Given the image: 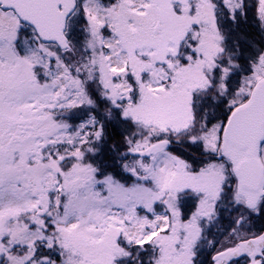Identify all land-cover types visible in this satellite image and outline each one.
<instances>
[{
	"label": "snow or ice",
	"instance_id": "6c2138e0",
	"mask_svg": "<svg viewBox=\"0 0 264 264\" xmlns=\"http://www.w3.org/2000/svg\"><path fill=\"white\" fill-rule=\"evenodd\" d=\"M0 264H264V0H0Z\"/></svg>",
	"mask_w": 264,
	"mask_h": 264
}]
</instances>
